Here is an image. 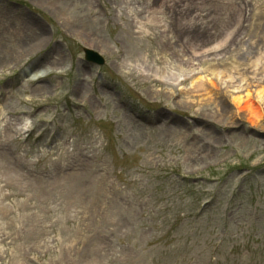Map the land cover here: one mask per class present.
Returning <instances> with one entry per match:
<instances>
[{
	"label": "rangeland",
	"instance_id": "1",
	"mask_svg": "<svg viewBox=\"0 0 264 264\" xmlns=\"http://www.w3.org/2000/svg\"><path fill=\"white\" fill-rule=\"evenodd\" d=\"M154 1L0 0V264H264V116L233 100L262 76L214 75L264 55V0ZM224 32L205 63L177 39Z\"/></svg>",
	"mask_w": 264,
	"mask_h": 264
},
{
	"label": "bare ground",
	"instance_id": "2",
	"mask_svg": "<svg viewBox=\"0 0 264 264\" xmlns=\"http://www.w3.org/2000/svg\"><path fill=\"white\" fill-rule=\"evenodd\" d=\"M43 7L46 8V10L53 16H57L61 12L59 7H57L55 5L49 6V5L45 4ZM159 10L161 11V9L159 7H157V1L150 0V2L146 5L145 8H142L140 11H138L137 9L134 10L133 8H131L130 12H133L132 15H135V17H137V19H141V20L145 19V20H148L149 22L152 21V23H154L155 22L154 20L158 19ZM144 12L146 13V17L142 16V14ZM62 13H63V11H62ZM62 17L60 18L62 24H66V25L71 24V22H69L67 17H65L64 19H62ZM263 33H264V31H263ZM188 35H189V33H188ZM219 35L221 37L220 39H219V37H217V38H215L214 42L211 45H205V46L204 45L198 46V45L189 44L190 43V42H188L189 37H187L185 35H181L179 37L176 36V37H177V39H179V41L183 42L182 44H179L181 49H182V52H184L186 49H190L191 55L193 58L204 57V59L200 60L199 62L204 61V63H205V61L211 60V58H215L212 60H217V61L220 60V59H216V58L222 56L221 52H225L228 49H230V51H231V49L234 46H237V45H240L243 43L241 41V39L239 38L240 35L239 36L235 35L232 38L231 44L229 43V39H228L231 34H226V32H224V33H220ZM258 35H259V33H257L256 36H258ZM254 39H255V37L252 38L251 41H253ZM259 40L261 42L251 43L250 46H256L258 49H264V36L262 38H259ZM244 46H245V44H244ZM242 47H243V45H242ZM37 50H38V47H36L34 49H30V51H26V54L27 55H30V54L33 55L36 53ZM169 52H171L173 54V56H175V59H178V56H179L177 54L178 51L175 48L170 49ZM261 52L263 53L264 51L261 50ZM212 55H214V56H212ZM166 58L174 60L172 58V56H167ZM206 58H208V59H206ZM230 58L232 59L231 63H227V64L224 63L223 65H225V67L223 69H216L214 72V75L218 79L219 85L234 83L236 80L235 75H234V71H236V70L237 71L240 70V73H238V74H239V77H241L242 81H244V72H252L253 76H259V75L262 76L261 80L263 81V83L259 82V85L260 86L264 85V62L261 61L262 58H264V55L259 54V56L251 63V65L248 64V67L246 69H244L243 67L241 69L240 66H236V65H241V64H240V62H238L239 59L235 60V56H231ZM164 60L165 59L163 58V61ZM179 60H181L180 61L181 65L176 70L179 74H181V73L185 72V70L183 69V66L186 67L187 65H191L192 60L190 62L186 61L183 58V55L182 56L180 55ZM163 64L164 65H170V61L168 59H166V62H163ZM48 68L49 67H44L45 73L48 71ZM41 73L35 72L34 75H31V76L29 75L30 76L29 79H36L37 77H39V75ZM173 76H178V74L173 73ZM193 78L194 77L189 78V79H184L183 82L181 81V83L186 84L187 81H192ZM158 81L159 80H157L153 76H151L148 79V82H150V83H158ZM193 85H199V90L205 89L204 80L198 79ZM171 87L174 89V86H171ZM235 89L236 90L234 91V93H239L238 92L239 88L237 87ZM211 92H213V91H210L209 94H212ZM223 94H224V91H223ZM220 95H222V94H220ZM254 96L257 97L258 100H261L260 102H263L264 101V86L258 92L255 91L254 93H247L244 97H242V96H239L238 98L234 97L233 100H234V103H236V105L239 108H243V110L247 111L248 115L250 116V118L254 122L260 123L262 121L263 116H264V112L262 111V109H260L259 107L254 105V101H252V98H254Z\"/></svg>",
	"mask_w": 264,
	"mask_h": 264
},
{
	"label": "water",
	"instance_id": "3",
	"mask_svg": "<svg viewBox=\"0 0 264 264\" xmlns=\"http://www.w3.org/2000/svg\"><path fill=\"white\" fill-rule=\"evenodd\" d=\"M86 55H87L86 56L87 60L90 62L97 63V64H103L104 63L103 58H101L98 54H96L92 51L86 50Z\"/></svg>",
	"mask_w": 264,
	"mask_h": 264
}]
</instances>
